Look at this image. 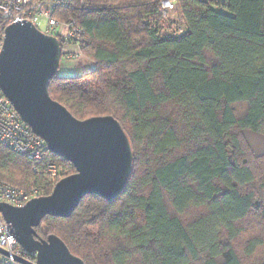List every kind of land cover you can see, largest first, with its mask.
Wrapping results in <instances>:
<instances>
[{"label": "trees", "instance_id": "obj_1", "mask_svg": "<svg viewBox=\"0 0 264 264\" xmlns=\"http://www.w3.org/2000/svg\"><path fill=\"white\" fill-rule=\"evenodd\" d=\"M39 1L74 21L93 64L55 75L50 98L77 120H117L133 167L116 200L86 196L36 238L57 237L84 264H264V0H174L177 34L164 32L162 0ZM74 172L0 145L2 184L48 196Z\"/></svg>", "mask_w": 264, "mask_h": 264}, {"label": "water", "instance_id": "obj_2", "mask_svg": "<svg viewBox=\"0 0 264 264\" xmlns=\"http://www.w3.org/2000/svg\"><path fill=\"white\" fill-rule=\"evenodd\" d=\"M60 60L59 41L30 22L5 28L0 91L21 121L45 142L48 152L68 162L75 171L60 179L48 196L32 199L21 207L0 204V215L10 225L18 245L36 253L35 264H84L57 237L37 239L34 229L47 216L69 218L86 196L116 200L133 167L128 137L117 120L111 116L77 120L50 98L49 83ZM0 255L8 257L1 249Z\"/></svg>", "mask_w": 264, "mask_h": 264}, {"label": "built area", "instance_id": "obj_3", "mask_svg": "<svg viewBox=\"0 0 264 264\" xmlns=\"http://www.w3.org/2000/svg\"><path fill=\"white\" fill-rule=\"evenodd\" d=\"M161 16L167 17L175 7L174 0H162ZM55 4L44 3L39 0H0V51L2 49L3 33L7 26L30 22L37 28V23L43 21L44 35L52 36L62 41L65 60H79L81 58L79 43L82 39V31L75 26L73 20L60 22L54 17ZM182 32V30H179ZM70 47L73 49L70 50ZM0 145L10 151L23 156L32 163L44 160L48 152L45 142L25 125L13 109L9 101L0 91ZM35 169H33L34 171ZM46 176L50 181L61 177L59 167L47 162L44 166ZM41 192L33 187L29 190L14 188L0 183V204L5 203L14 207H21L32 199L41 197ZM0 249L8 254L3 257L7 264H20L22 260L29 264L36 263V253L27 252L16 242V238L9 224L0 215Z\"/></svg>", "mask_w": 264, "mask_h": 264}, {"label": "rangeland", "instance_id": "obj_4", "mask_svg": "<svg viewBox=\"0 0 264 264\" xmlns=\"http://www.w3.org/2000/svg\"><path fill=\"white\" fill-rule=\"evenodd\" d=\"M163 20H164L163 29H164V32H166L167 34H172V33L177 34V32L179 33V30L183 28V22L180 17L178 7L176 6L174 7L172 11L169 12V14H167V17ZM37 25H38L37 29L39 31L44 30L45 23L42 20L39 21ZM70 50L72 51L73 49L70 47ZM82 58L83 57L81 55V58L79 60H70V61L65 60V59L61 60L59 64V68L56 72V77L70 78V77H73L75 73L79 74V73L88 72L89 71L88 67H77L78 63L83 62L81 60ZM244 109L245 107L243 105L236 106L237 113H242ZM61 176H62V172H61Z\"/></svg>", "mask_w": 264, "mask_h": 264}, {"label": "crops", "instance_id": "obj_5", "mask_svg": "<svg viewBox=\"0 0 264 264\" xmlns=\"http://www.w3.org/2000/svg\"><path fill=\"white\" fill-rule=\"evenodd\" d=\"M83 62H80L78 63L77 67H88L89 68V71H92V68H93V64L90 63L89 61L87 60H84L83 58L81 59ZM88 72H85V73H79V74H74L73 77H77V76H83L84 74L88 73Z\"/></svg>", "mask_w": 264, "mask_h": 264}]
</instances>
